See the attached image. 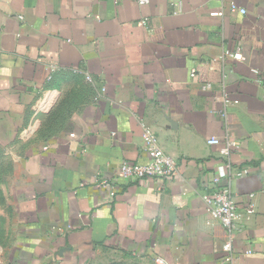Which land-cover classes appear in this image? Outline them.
<instances>
[{
    "label": "crops",
    "instance_id": "1",
    "mask_svg": "<svg viewBox=\"0 0 264 264\" xmlns=\"http://www.w3.org/2000/svg\"><path fill=\"white\" fill-rule=\"evenodd\" d=\"M145 126L180 175L110 199L95 182L148 163ZM0 162L4 264H224L203 199L221 167L233 264H264V0H0Z\"/></svg>",
    "mask_w": 264,
    "mask_h": 264
},
{
    "label": "built area",
    "instance_id": "2",
    "mask_svg": "<svg viewBox=\"0 0 264 264\" xmlns=\"http://www.w3.org/2000/svg\"><path fill=\"white\" fill-rule=\"evenodd\" d=\"M140 4H147L149 0H139ZM229 11L231 13H240L246 15L248 11L239 7L236 3L231 2L229 5ZM214 16H222L223 13H214ZM226 55L235 59L242 60V54L240 52L231 53L226 52ZM90 79V77H88ZM212 86L207 84L204 86L205 90H210ZM144 151L148 155V163L145 165L133 164L124 162L114 177H104L99 175L95 186L106 192L110 199L116 198L117 194L121 190V182H141L146 180H172L176 179L180 175L179 164L176 158L167 153L160 145L156 132L148 127H144ZM210 145H219L220 139L214 138L208 141ZM234 142H229L228 146L222 150V153L229 156L232 149L236 148ZM249 172L247 170L239 171L237 177H243ZM226 177V172L223 167L213 181L212 192L209 195H204L203 199L207 205V210L211 217L219 222L227 231L229 239L224 243L222 249L225 254L222 259L224 264H233L236 259L233 248V239L236 233L242 231L243 215L239 212L235 193L231 186L223 185L222 180ZM255 209L250 206L249 213L253 214ZM252 250L245 252L246 255L252 254ZM160 264H168L162 259H158Z\"/></svg>",
    "mask_w": 264,
    "mask_h": 264
},
{
    "label": "rangeland",
    "instance_id": "3",
    "mask_svg": "<svg viewBox=\"0 0 264 264\" xmlns=\"http://www.w3.org/2000/svg\"><path fill=\"white\" fill-rule=\"evenodd\" d=\"M15 168L14 163L0 162V245L6 244L4 241L9 236L8 231L10 219L12 218V210L8 208L9 201L7 199V194L3 191V187L5 184H10V182H12V178H9L8 175L13 174ZM2 260L3 259L0 258V264H4Z\"/></svg>",
    "mask_w": 264,
    "mask_h": 264
}]
</instances>
